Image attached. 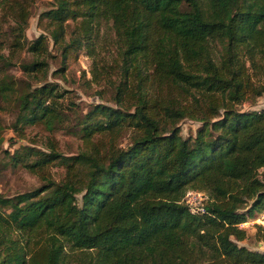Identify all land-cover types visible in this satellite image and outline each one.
I'll return each mask as SVG.
<instances>
[{
    "label": "trees",
    "instance_id": "16d2710c",
    "mask_svg": "<svg viewBox=\"0 0 264 264\" xmlns=\"http://www.w3.org/2000/svg\"><path fill=\"white\" fill-rule=\"evenodd\" d=\"M32 1L0 0L14 23L0 71L24 49L31 58L20 71L39 78L47 41L25 39ZM40 17L62 59L87 51L94 83L102 74L91 35L109 22L120 79L114 106L93 103L70 127L83 150L6 153L43 183L0 193V264H264V251L236 244L239 224L264 213V109L235 108L264 93V0H53ZM68 20L79 32L65 42ZM13 83L0 80V93ZM61 97L53 83H27L16 123L62 124ZM183 119L199 123L193 135H180ZM52 164L63 169L58 181L45 173ZM188 191L205 195L202 213L188 211Z\"/></svg>",
    "mask_w": 264,
    "mask_h": 264
},
{
    "label": "rangeland",
    "instance_id": "374dc122",
    "mask_svg": "<svg viewBox=\"0 0 264 264\" xmlns=\"http://www.w3.org/2000/svg\"><path fill=\"white\" fill-rule=\"evenodd\" d=\"M53 0H33L28 7V17L24 29L26 41H31L39 35H44L47 46L43 59L46 61V73L39 78H29L23 74L18 64L28 62L31 56L22 49L12 60L10 66L0 71V80L12 79L14 90L6 94L0 93V193L11 196L16 193L32 190L40 186L43 181L34 174L27 172L20 165H13L8 161V155L14 149L21 146H31L36 149L47 151L48 147L63 155H72L83 150L80 136L70 127H73L77 117L86 112L93 103H102L114 106L111 102L113 84L118 81L119 69L117 46L113 38L110 23L100 20L93 27L91 40L93 43L92 58L102 74L97 83L91 81V62L87 51L82 47L68 52L62 59L57 45L52 44L48 34V22L40 17V13L49 9ZM0 10V55H8V41L10 29L14 23L9 14ZM76 21H66L64 25L63 39L66 42L71 35L74 37L79 31L76 29ZM244 57H242V60ZM248 65V62H245ZM0 66L1 61H0ZM0 67V68H2ZM251 74L250 70H247ZM37 80V81H36ZM254 84H258V77L252 78ZM27 83L37 86L41 83H53L57 85L58 91H62V97L58 100L59 108L63 110L64 121L62 124L48 130L44 125H21L16 123L18 115L17 96L24 90ZM129 104L121 105L124 108ZM238 110H260L264 109V93L258 97L247 95L244 102L235 105ZM220 113V111H219ZM199 123L183 119L178 125L180 135L186 137L193 135ZM15 128V130L13 129ZM128 128L122 129L114 138L113 144L124 148L129 142ZM102 138V137H101ZM98 137L94 141H98ZM262 171V170H259ZM45 173L54 181H58L63 175V169L52 164L45 169ZM264 180V179H263ZM202 193V192H201ZM204 195V194H203ZM79 195H77V198ZM205 197V195H204ZM257 226H264V213L253 215L238 227L245 231V237L236 241L237 245L245 246L251 250L264 251V231Z\"/></svg>",
    "mask_w": 264,
    "mask_h": 264
},
{
    "label": "built area",
    "instance_id": "2783aa9c",
    "mask_svg": "<svg viewBox=\"0 0 264 264\" xmlns=\"http://www.w3.org/2000/svg\"><path fill=\"white\" fill-rule=\"evenodd\" d=\"M203 199L204 195L196 191H188L184 195V202L186 203L188 211L191 214H198L204 211L201 204Z\"/></svg>",
    "mask_w": 264,
    "mask_h": 264
}]
</instances>
